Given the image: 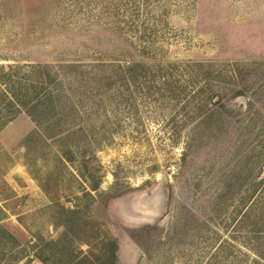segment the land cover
Instances as JSON below:
<instances>
[{
    "label": "rangeland",
    "instance_id": "1",
    "mask_svg": "<svg viewBox=\"0 0 264 264\" xmlns=\"http://www.w3.org/2000/svg\"><path fill=\"white\" fill-rule=\"evenodd\" d=\"M144 46L187 98L94 134L18 107L39 70ZM255 71L230 132L184 108ZM263 87L264 0H0V264H264Z\"/></svg>",
    "mask_w": 264,
    "mask_h": 264
},
{
    "label": "trees",
    "instance_id": "2",
    "mask_svg": "<svg viewBox=\"0 0 264 264\" xmlns=\"http://www.w3.org/2000/svg\"><path fill=\"white\" fill-rule=\"evenodd\" d=\"M147 48L148 46L143 47L141 59L134 58L136 54L131 53L130 59H107L99 56L90 62L75 59L60 62L52 68L46 67L48 71L39 70L38 79L32 80L30 84L22 86L23 88L20 87L22 95L19 97L18 107L26 109L30 115L37 112L51 114L54 119L58 118V122L65 114L83 116L85 121L76 125L81 130L94 134L99 128L111 130L115 124L119 125L122 111L138 116L139 100L144 102L150 97L155 101L166 99L167 101H163L168 105L170 101L178 102L184 97L187 98V95L192 93L189 90L190 83L198 81L200 76L197 74L191 75L190 79H182L183 74L176 75V72H173L172 68L176 67L172 63L152 68L143 61L144 58H150L147 55L151 50ZM121 53L127 57L128 53L123 49ZM198 63L201 67L202 64ZM186 67L190 68L191 64L187 63ZM259 72L255 71L247 78L220 86L217 101H212L215 94H212L211 88L208 87L210 90H207L205 85L193 92V96L186 100L184 108L196 102L191 108L199 113L207 114L208 110H214L217 114H207V117L216 115L210 130L214 133L211 134L230 132L229 128L235 126L233 121L236 117V109L230 104L238 96H245L246 92L252 89L260 77ZM262 91L264 99V87ZM203 94L204 99L201 100ZM102 117L104 120L99 125L98 120Z\"/></svg>",
    "mask_w": 264,
    "mask_h": 264
},
{
    "label": "water",
    "instance_id": "3",
    "mask_svg": "<svg viewBox=\"0 0 264 264\" xmlns=\"http://www.w3.org/2000/svg\"><path fill=\"white\" fill-rule=\"evenodd\" d=\"M237 99L238 100L241 99L244 102V106L247 105L246 96L241 95V96H238ZM262 177H264V172L262 174ZM163 182H164V189L166 188V190L168 191V188H169V186H168V178H167V176L165 174L163 175Z\"/></svg>",
    "mask_w": 264,
    "mask_h": 264
}]
</instances>
